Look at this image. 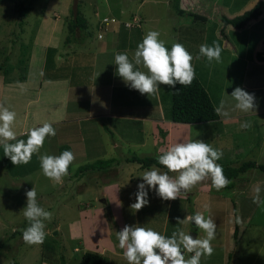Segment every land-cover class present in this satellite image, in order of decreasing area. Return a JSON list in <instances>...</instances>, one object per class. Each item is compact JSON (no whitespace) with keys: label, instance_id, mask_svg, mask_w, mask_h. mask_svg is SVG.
I'll list each match as a JSON object with an SVG mask.
<instances>
[{"label":"rangeland","instance_id":"rangeland-1","mask_svg":"<svg viewBox=\"0 0 264 264\" xmlns=\"http://www.w3.org/2000/svg\"><path fill=\"white\" fill-rule=\"evenodd\" d=\"M256 1L72 0L73 5L78 3L80 16L86 22L79 25L80 29L77 27L74 32H68L60 10L69 4V0H0V86L17 88L30 85L37 75L43 76L45 64H51L47 60L54 50L59 55H53L52 64H59V58L65 60L64 68L71 75V85L68 86L72 92L68 107L52 115L62 120L81 118L74 119V122L52 123L56 135L46 137L43 147L32 155L27 164L13 165L0 146V243L3 244L0 264H79L87 251L101 253L103 264H128L116 235L125 225L152 228L168 237L179 229L193 238H204L203 230L195 225H177V218L183 220L196 212H201L206 218L211 217L217 225L215 239L211 241L214 252L211 256H202L200 264H227L228 254H231L229 264H264V203L253 202L257 187L260 200L264 201V181L261 180L264 174L258 169H249L232 180L233 189L224 187L217 190L211 186L210 179H205L186 194L182 192L176 200H162L149 189L148 204L137 211L130 205L135 203L137 186L143 182L140 178L142 173L152 166L142 169L137 162L126 161L134 157H158L175 143L201 140L223 153L217 161L223 167L238 168L248 161L264 164V60L257 59V53H263L264 48V16L241 31L228 29L226 45L219 34L222 13L238 15ZM180 8L182 14L178 13ZM23 9H28L25 17L20 14ZM190 12L205 17L206 21L195 20ZM133 14L143 16L145 24L142 23L141 32L134 33L136 38L131 39L132 36L129 38L127 34L123 36L127 44L137 47L142 35L150 30L158 31L159 39L165 41L169 49L172 43L183 44L193 56L191 63L195 77L213 91L212 98L215 94L219 98L218 103L221 100L229 103V114H247L234 107L235 101L230 96L236 87H240L255 95L258 107L256 111L248 112L254 115L227 122L220 118L202 125L171 122L169 125L165 116H160V120L155 121L157 124L151 121L157 116V108L168 115L172 88L160 85L158 92L148 96L126 86L123 80L110 84L115 78H120L116 65L110 63L112 59L106 60L109 55L105 53L113 47L101 52L105 42L97 40L98 30H101L98 21L102 22L105 17H118L120 20L122 16L131 27L137 25L138 18H141ZM107 25L104 32L110 28ZM88 32L91 33L89 37ZM213 42L225 45L227 52L221 53L220 62H209L200 56V45L206 43L211 46ZM134 52L129 54V59ZM94 57L101 63L98 69L102 73L95 78V72L91 74ZM262 57L264 59V54ZM109 67L115 73H108ZM142 71L146 69L142 68ZM61 72L65 73L62 68ZM24 76L28 82L23 83L25 80L21 78ZM60 83L54 84L65 86L64 82ZM10 90H6V95H14L13 100H1V104L16 113L13 131L17 139L26 140V132L21 130H27L29 126L23 128L21 96L12 94ZM102 93L106 96L104 99ZM77 96L82 100L79 108L73 105ZM215 103V107L219 106ZM107 109L112 114L111 118H88ZM30 112L29 116L33 114ZM138 113L141 119L124 121L113 118L115 115L131 117ZM146 116L148 120H142ZM245 122L250 127L242 129L241 124ZM222 123L232 131L221 133L224 129ZM78 132L83 136L77 141ZM57 144L59 149L68 148L75 157L60 183L45 177L39 162L42 154L59 155ZM95 144L98 150H92ZM76 147L78 151H74ZM98 159H110L111 169H99L93 174L77 173L79 167ZM169 175L175 176L176 173ZM33 187L38 204L53 214L51 221H45L46 235L42 244H27L22 238V230L28 226L22 212L26 206L25 192ZM235 223H239L241 228L237 246L232 241ZM184 255L187 258L192 254L185 251Z\"/></svg>","mask_w":264,"mask_h":264},{"label":"clouds","instance_id":"clouds-1","mask_svg":"<svg viewBox=\"0 0 264 264\" xmlns=\"http://www.w3.org/2000/svg\"><path fill=\"white\" fill-rule=\"evenodd\" d=\"M101 24L104 25L102 22ZM159 37L158 31L150 30L137 45L131 60L127 53H117L114 57L118 76L126 86L142 95L155 94L160 85L175 88L178 83L187 86L195 79V68L191 63L193 56L184 45L172 43L169 49ZM221 52L222 49L216 42L211 46L205 43L199 47L200 56L207 58L209 62H220ZM199 58L198 56L197 59ZM140 67L146 71L140 70ZM230 96L235 101L234 107L244 113L256 111L258 107L255 95L240 87H236ZM223 109L224 101L221 100L214 111L217 115L227 117L229 114ZM15 120L16 113L0 104V146L3 147L4 156L8 157L13 165L27 164L32 155L43 147L46 137H54L56 131L46 122L42 126L29 129L24 134L26 140L17 139L13 131ZM248 127L250 124L247 122L241 124L242 129ZM222 156L221 151L201 140L171 145L157 157V163L167 171L161 172L155 166L145 170L140 177L143 182L138 184V190L134 194L135 203L130 207L138 211L146 206L149 202V189L155 191L162 200L168 201L176 200L182 192L186 194L190 188L205 179H210L211 186L217 190L226 187L230 181L224 175L223 167L217 163ZM74 159V154L68 150L59 155L42 154L39 157L40 168L45 177L60 183L68 174ZM169 173L176 175L171 176ZM255 191L257 195L253 202L264 203L259 197V187ZM25 195L26 206L22 212L28 226L22 230L23 241L27 244H42L46 235L45 221H51L53 214L38 204L35 187L26 190ZM185 223H194L198 229L203 230L205 237L193 238L179 229L168 237L152 228L125 225L122 230L116 232L119 247L124 250V258L128 264H200L202 256H211L214 252L211 241L215 239L217 225L211 217L206 218L201 212L187 215L183 220L177 218V225ZM185 251L192 255L186 258Z\"/></svg>","mask_w":264,"mask_h":264},{"label":"trees","instance_id":"trees-1","mask_svg":"<svg viewBox=\"0 0 264 264\" xmlns=\"http://www.w3.org/2000/svg\"><path fill=\"white\" fill-rule=\"evenodd\" d=\"M69 4H66L64 8H61L60 15L63 17V25L66 24L68 32H74L77 27L82 22H86L85 19L80 16V12L78 11V3L74 5L72 0H69ZM72 6V7H71ZM30 7V6H29ZM63 7V6H60ZM179 14H182L181 8L178 10ZM191 13V12H190ZM22 17H25L28 14V9H23L20 12ZM195 20L206 21L205 17H202L197 14L191 13ZM70 16V17H67ZM262 16H264V1L258 0L256 3L251 6L249 9L243 10L240 14L234 16H228L224 13L221 14V25L220 32L221 38L223 39L224 44L228 42V36L226 35V31L228 29L241 31L245 28H248L252 23L258 21ZM22 24V23H20ZM80 29V28H79ZM60 34H56V37H60ZM91 33L88 32V37ZM68 41V39H67ZM54 49V48H53ZM263 53H257V59L259 61H263L262 54H264V48L261 51ZM55 51L51 53V56L48 57L47 62L45 64L47 67L45 68L43 79L44 80H55L57 78H61L63 74L66 75L65 65L56 67L52 64L53 55ZM61 68L65 73L61 72ZM2 70L0 66V71ZM49 72H48V71ZM68 74V72H67ZM22 80H26L25 76L21 78ZM215 103L212 101L211 97L201 84V82L195 77L193 82L187 86H181L180 84H176L175 88H172L171 91V107L168 115L165 114V120L171 122L173 124H186V125H194V124H202L207 122H215L219 121V115L214 111ZM68 150V148L64 147L60 149V154ZM127 162H137L142 169H148L151 166H155L160 169L162 172H166L167 169L157 163L156 156H149L143 158H132L126 159ZM112 167V161L108 160H96L93 163L86 164L82 167H79L77 170L78 174H93L97 173L100 170H110ZM223 167V166H222ZM258 169L260 173L264 174V164H258L257 162H245L242 163L238 168L231 167H223L224 175L228 178L230 183L225 187L227 189H233L234 183H231L232 180L237 179L241 174L246 173L249 169ZM94 171V172H93ZM76 173V174H77ZM105 173V172H104ZM172 174V173H169ZM240 224L235 223V228L233 232V245L237 246L240 243ZM3 244L0 243V250L2 249ZM231 254H228L227 264H229ZM102 255L96 252L87 251L83 253L81 257L80 264H103ZM17 264V263H13Z\"/></svg>","mask_w":264,"mask_h":264},{"label":"crops","instance_id":"crops-1","mask_svg":"<svg viewBox=\"0 0 264 264\" xmlns=\"http://www.w3.org/2000/svg\"><path fill=\"white\" fill-rule=\"evenodd\" d=\"M142 5H143V2L139 4V7L142 6ZM134 15H136V14H133V16ZM138 15H136V17ZM139 16L141 18H138V21H137L138 24L137 25H133L131 27L127 26L128 21L127 22L124 21L122 16H120L121 17L120 20H119L118 17H115V18L111 17V18H113L114 22L109 23L110 25L109 24L107 25L110 28L108 30H106L105 32L103 31V28L106 27V25L104 26V25L101 24V21H98V22H100L101 30H98L97 40L105 42V45L101 46V52L102 51L103 52L104 51L105 52L108 51L109 49H107V48L109 46L113 47L112 50H109L108 53H105V54L109 55V58H107L106 60L109 61L110 59H112V61L110 62L111 65L115 64V62H114L115 54L124 52V53H127L128 56H129V54H131L132 51L136 50L137 47L136 46L133 47L134 44H127L123 36L125 34H127L129 36V38L132 36L131 39H134V38H136L134 33L141 32L142 23H143L144 19H142L143 16H141V15H139ZM105 18H107V17H105ZM129 18L132 19V17H129ZM140 19H141V21H140ZM114 23H116L117 25H112ZM143 24H145V23H143ZM55 34H58V33H55ZM99 34L102 35L101 39H98V35ZM142 37H143V35H142ZM116 41H118L117 45L115 44ZM141 42L142 41H140V43ZM219 45H220V47L222 49L221 53L226 54L224 52V51H226V49L224 48L225 45H223L222 42L219 43ZM105 46H106V48L104 49ZM58 55H59V53H57L55 51V57H57ZM61 57H63V56L61 55ZM99 58L100 57H98V59ZM129 58H130V56H129ZM59 60H60L59 64L54 63V65L57 68L60 67V66L65 65L64 64V61H65L64 59L62 61V59L59 58ZM100 65H101V63H99V61L96 59V57H94L93 61L91 63V66H92L91 74L95 72L94 78L99 76L100 74H102L101 71H100L101 69H98V68H100ZM140 70H142L141 67H140ZM110 72L111 73H115L113 71V69L109 67V72L108 73H110ZM70 77H71V75H69V72H68V74L67 73H66V75L63 74V76L61 78H57L55 80H44L43 76L38 77V75H37V77H35V81L30 83V85L27 84L26 85L27 87L23 86V89H21V85L18 86L17 88H12L13 86H11V87H9V86L3 87V85H1L0 86L1 87V90H0V104H1V100H4V101H7L8 99L13 100L14 95H6V90H8V89L10 90V88L12 89V90H10V92L12 94H15L17 96H21V101H22V106H23V114L21 116V120L23 121V128L25 127V125L29 126V128L27 130H23L22 129L21 132H27L30 128L42 126L46 122L50 123V124H52V123H63V122H74L75 120H79L81 118H79V119L74 118L75 120L74 119H72V120H66V119L62 120L60 118H57V116L52 115L53 112H55V111L66 109L68 107L69 102L71 101V92L72 91H71V88L69 87L71 85V84L69 85V83H71V81L69 79ZM117 80L118 81L122 80V78H115L114 80H112L110 82V84H112V83L114 84ZM26 81L28 82V80L26 79L23 83H25ZM37 82H38V84H36ZM55 82H61L60 84H62L64 82L65 86L64 87H58L59 85L56 86L54 84ZM76 83H78V82H76ZM203 87L205 88V90L207 91L209 96L211 97L212 101L214 103H215V101L218 103L219 98H217L215 96V94H214V99L211 96V92H213V91L212 90L209 91V88H207L204 85H203ZM75 94H77V93H75ZM102 94H103V99H104L106 96L104 95V93H102ZM77 95L82 96L80 93H78ZM225 99H226V97H225ZM15 100L19 102L18 99H15ZM81 101L82 100L77 96L76 104H73V105L76 108H79L81 106ZM219 104L220 103H218V105ZM228 104L229 103H225V101H224V109L223 110L226 111V112L229 111L228 108L230 106ZM215 105H216V103H215ZM9 110L12 111V109H9ZM150 110H151V108H150ZM150 110H148V111L151 112ZM30 111H33V114L30 115L32 117V119L28 120V118L30 117L29 116V112ZM100 111L101 112L98 111L99 113L97 112V114H95L93 116H90L88 118H91V119L111 118L112 114L108 113V109L107 110H100ZM38 114L40 115L39 117L37 116ZM150 114H153V116H155L154 112H151ZM156 115L157 116L153 117L154 119L151 120V121H154V123H156L155 122L156 120H158V119L160 120V116L164 117L165 113L163 111H160L157 108ZM251 115H254V113L229 114L227 117H225L223 115H219V119L221 118V119H223V120H225L227 122V121H231L232 119L242 120V119L247 118V117H249ZM139 116H140V114L138 113V115L131 116V117H128L127 115H123V116L115 115V116H113V118H122L124 121H126V120L130 121V120H136L137 118L141 119V117H139ZM40 117H42V119H43L42 121L40 120L41 119ZM151 118L152 117H150V119ZM164 119H166V118H164ZM142 120H148L147 116L143 117ZM164 122H166V121H164ZM170 124L171 123H169V125ZM222 124H223V128L224 129L222 130L221 133H223V134L224 133H230V131H232L229 128H225L224 123H222ZM232 124L233 123H230V125H232ZM196 125H202V124H196ZM228 126H229V124H228ZM81 136H83V133L82 132H78L77 139H75V140H77V141L78 140H82V138H80ZM72 144L73 143H71V146H75V145H72ZM56 146H57V149L60 151V149H59L60 147L58 146V144ZM92 148H93L92 150H98L99 149L97 144L93 145ZM78 150L79 149L76 147L74 151H78ZM97 157L100 158V154H98ZM261 180L264 181V177ZM74 252H76L75 249H74Z\"/></svg>","mask_w":264,"mask_h":264},{"label":"built area","instance_id":"built-area-1","mask_svg":"<svg viewBox=\"0 0 264 264\" xmlns=\"http://www.w3.org/2000/svg\"><path fill=\"white\" fill-rule=\"evenodd\" d=\"M111 22H114L113 19H105V18H104V19L102 20V23H103L104 25H107V24H109V23H111ZM127 26H130V24H127ZM101 38H102V35L99 34V35H98V39H101Z\"/></svg>","mask_w":264,"mask_h":264},{"label":"water","instance_id":"water-1","mask_svg":"<svg viewBox=\"0 0 264 264\" xmlns=\"http://www.w3.org/2000/svg\"><path fill=\"white\" fill-rule=\"evenodd\" d=\"M75 5H76V3H75ZM75 5H74V10H75ZM102 202H104V201H102ZM192 225L194 226V223H192ZM54 234H57V232H55ZM56 238H57V235H56Z\"/></svg>","mask_w":264,"mask_h":264}]
</instances>
